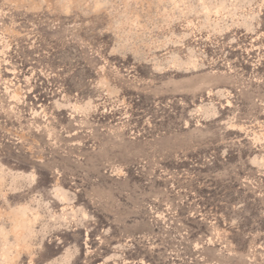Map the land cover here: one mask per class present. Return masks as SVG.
Wrapping results in <instances>:
<instances>
[{
  "label": "rangeland",
  "instance_id": "obj_1",
  "mask_svg": "<svg viewBox=\"0 0 264 264\" xmlns=\"http://www.w3.org/2000/svg\"><path fill=\"white\" fill-rule=\"evenodd\" d=\"M0 264H264V0H0Z\"/></svg>",
  "mask_w": 264,
  "mask_h": 264
}]
</instances>
